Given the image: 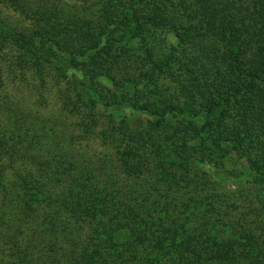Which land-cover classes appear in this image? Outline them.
I'll return each instance as SVG.
<instances>
[{
  "label": "trees",
  "instance_id": "1",
  "mask_svg": "<svg viewBox=\"0 0 264 264\" xmlns=\"http://www.w3.org/2000/svg\"><path fill=\"white\" fill-rule=\"evenodd\" d=\"M1 7L30 25L7 23ZM158 28L176 39L163 58L147 37ZM9 51V67H28L40 76L45 66L68 65L92 82L108 78L119 87L117 103L150 116L148 129H173L168 145L148 129L118 132L113 147L126 177L152 162L156 190L207 189L210 175L192 163L214 160L218 146L220 159L235 154L254 183L260 219L247 225L220 220L231 202L214 186L194 200L197 209L183 202L171 206L163 194L146 214L143 199L135 204L90 178L70 179L72 186L54 198L35 177L21 176L25 207L49 200L75 221H90L85 243L68 252L64 264H264V0H84L79 6L0 0V52ZM174 66L187 76L172 72ZM127 81L133 89L125 88ZM182 143L188 147H178ZM198 212H213L222 224L187 227L185 219ZM59 250L43 262L62 264L55 257ZM12 257L8 264H33L24 248L13 247Z\"/></svg>",
  "mask_w": 264,
  "mask_h": 264
},
{
  "label": "rangeland",
  "instance_id": "2",
  "mask_svg": "<svg viewBox=\"0 0 264 264\" xmlns=\"http://www.w3.org/2000/svg\"><path fill=\"white\" fill-rule=\"evenodd\" d=\"M62 1L79 6L84 0ZM1 8L7 23L30 25L28 19L12 9ZM147 37L161 58L176 44L174 35L162 28L152 29ZM11 54V51L0 52V264L14 262L15 246L26 249L33 264H45L43 260L49 263L54 250L60 248L55 257L64 264L65 255L71 250L77 251L90 233L89 220L75 221L58 209L55 202L39 200L25 207L19 187L21 176L35 177L54 198L72 186L70 179L90 178L94 184L131 196L135 204L143 199L146 214L163 200V194L171 206L180 202L194 205V200L202 198L214 186L217 191L226 192V202H231L220 220L259 224L254 183L249 181L251 176L245 163L235 154L220 159L222 151L213 146L219 152L214 160L192 163L193 170L210 175L211 186L204 190L195 186L156 190L159 174L152 162L140 175L126 177L118 168L113 142L120 130H147L150 116L125 103H117L113 93H118L119 87L108 78L92 82L78 66L68 65L45 66L40 76L28 67L24 70L9 67ZM172 72L187 76L176 66ZM134 86L132 81L125 82L126 89ZM148 130L167 145L172 140L173 129L168 125ZM187 144L178 147L185 149ZM212 213H191L184 223L187 227L198 221L207 224L209 220L222 224ZM55 243L59 246L53 249L51 245Z\"/></svg>",
  "mask_w": 264,
  "mask_h": 264
}]
</instances>
